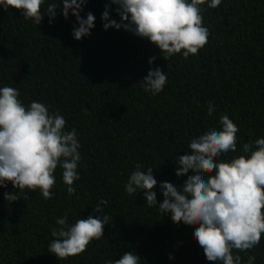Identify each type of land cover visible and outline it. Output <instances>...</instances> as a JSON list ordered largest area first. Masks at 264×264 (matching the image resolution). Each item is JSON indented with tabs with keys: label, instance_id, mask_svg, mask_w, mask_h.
Wrapping results in <instances>:
<instances>
[{
	"label": "trees",
	"instance_id": "16d2710c",
	"mask_svg": "<svg viewBox=\"0 0 264 264\" xmlns=\"http://www.w3.org/2000/svg\"><path fill=\"white\" fill-rule=\"evenodd\" d=\"M54 2L46 0L42 11ZM106 2L89 0L84 13L94 14L95 28L81 41L71 35L75 17L64 19L59 9L51 25L48 16L34 25L22 10L0 9V87L19 89L25 104L36 100L59 111L67 130L77 129L82 145L76 195L68 196L59 167L51 200L39 190H26L12 204L4 192L17 190L11 183L0 188V264H114L128 251L141 257L140 264H215L193 235L198 225L174 224L170 215L147 206L143 192L127 195L124 184L139 163L145 170L152 167L159 182L182 185L187 177L175 175L174 162L193 137L212 126L219 129L222 114L240 129L237 151L222 160L240 155L243 143L264 137V0L201 6L210 33L206 45L187 59L176 54L167 60L146 39L123 29L105 31ZM114 8L111 16L119 22ZM151 57L156 59L149 65ZM155 67L168 81L151 96L141 81ZM155 190L162 203L159 187ZM100 198L109 201L105 212L112 218L104 237L68 259L49 253L56 219L65 214L71 223L86 219ZM239 254L243 264L249 255L264 264V235L259 246Z\"/></svg>",
	"mask_w": 264,
	"mask_h": 264
},
{
	"label": "clouds",
	"instance_id": "9594fccd",
	"mask_svg": "<svg viewBox=\"0 0 264 264\" xmlns=\"http://www.w3.org/2000/svg\"><path fill=\"white\" fill-rule=\"evenodd\" d=\"M45 2L0 0V9L22 10L21 16L34 25H41L45 16L53 24L59 9L64 19L75 17L71 33L74 40L91 35L96 18L90 11L84 13L89 0H56L44 12L41 6ZM222 3L223 0H107L101 23L105 31L123 29L148 40L160 49L165 60L176 54L187 59L198 54L210 35L203 25L201 6L215 9ZM113 6L119 22L111 16ZM155 59L151 57L149 65ZM167 81V73L155 67L141 82L145 93L157 96ZM19 97V89L0 87V188L6 189L11 183L17 190L5 191L4 200L13 204L26 190H39L44 199H53L58 167L68 196L76 195L74 182L81 178L82 161L77 129L67 130L65 117L45 103L33 100L25 104ZM214 108L210 102L209 115ZM219 124V129L212 126L193 137L185 154L174 162L178 166L175 175L187 177L182 185L159 182L152 167L145 170L138 163L124 190L129 196L143 192L147 206L158 207L160 214L170 215L174 224L198 225L193 235L207 261L243 264L239 253L247 254L259 246L264 235V137L243 143L240 155L222 160L237 151L240 129L226 114L220 116ZM157 186L162 203L157 200ZM108 206L109 201L100 198L86 219L71 223L67 214L57 218L47 251L59 260L82 254L92 241L104 237V228L112 219L105 212ZM169 259L174 257L169 254ZM140 260L137 253L128 251L114 264H140ZM255 260L254 255H249L247 264H255Z\"/></svg>",
	"mask_w": 264,
	"mask_h": 264
}]
</instances>
